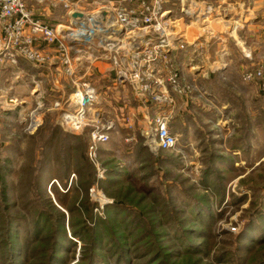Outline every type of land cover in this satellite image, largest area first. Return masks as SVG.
Instances as JSON below:
<instances>
[{
	"label": "rangeland",
	"instance_id": "rangeland-1",
	"mask_svg": "<svg viewBox=\"0 0 264 264\" xmlns=\"http://www.w3.org/2000/svg\"><path fill=\"white\" fill-rule=\"evenodd\" d=\"M254 1L217 2L212 14L187 20L171 7L173 22H188V40L198 34L201 50L192 56L185 48L192 58L185 67L196 64L195 53L204 79L226 67L209 88L232 105L215 121L211 109L198 108L188 134L168 151L157 150L152 110L146 123L123 122L99 144L96 166L88 158L90 124L77 130L64 122L74 110L64 104L71 91L53 84L72 86L59 69L48 77L19 63L22 77L0 68V264H264V101L241 78L260 65L264 38L249 42L229 31L242 21L237 9L248 14ZM257 25L264 31V15ZM87 66L98 96L87 121L102 110L100 122L117 124L137 96L129 85L114 92ZM180 73L184 82L192 75ZM35 107L41 123L27 133Z\"/></svg>",
	"mask_w": 264,
	"mask_h": 264
},
{
	"label": "built area",
	"instance_id": "built-area-1",
	"mask_svg": "<svg viewBox=\"0 0 264 264\" xmlns=\"http://www.w3.org/2000/svg\"><path fill=\"white\" fill-rule=\"evenodd\" d=\"M33 1L43 3L44 0ZM55 1L70 12L77 11L71 0ZM170 1L103 0L102 7L111 13L121 34H100L90 24L76 25L75 31L61 34L58 27L38 20L26 0H0V64L16 65L18 60H23L34 69H59L75 89L64 102L74 109L65 116L64 122L77 130L90 124L88 158L98 166V145L110 139L116 126L113 121L100 122L99 114L87 121L98 96L91 84L77 75L74 64L106 61L115 73L117 85H129L140 101L153 105L150 129L157 150H171L178 143L168 127L176 109L175 97L190 96L193 87L181 79L175 63L187 42L177 30V23L171 20V11L166 9ZM201 16L204 17L200 13L194 18ZM235 28L230 27L229 31ZM241 78L255 84L264 101V56L259 66L245 70ZM40 114V107L29 112L25 132L37 129Z\"/></svg>",
	"mask_w": 264,
	"mask_h": 264
},
{
	"label": "crops",
	"instance_id": "crops-1",
	"mask_svg": "<svg viewBox=\"0 0 264 264\" xmlns=\"http://www.w3.org/2000/svg\"><path fill=\"white\" fill-rule=\"evenodd\" d=\"M73 3L76 4V10L74 12H78L81 13L84 16H88V15H92L96 12H98L100 9H103L102 7V1L103 0H71ZM187 1V6L186 8L183 7V0H171L168 5H166V9H169L171 11V15L174 14L173 10L171 7H179L180 6V12L182 17L186 18L185 20L189 19V18H194V16L203 14L205 15H209L212 14L213 12H215V9L213 7V5L217 2L219 3H226L225 0H215L212 2V0H203L204 2H200L199 0H186ZM242 1V0H241ZM27 5L32 8V10L34 11L35 17L42 21V22H46L49 25H51L52 27H58L59 31L61 32V34H67L69 31L73 32L75 31V26L77 25L76 23L73 22L72 18H71V14L73 12H70L66 9H64L61 5L57 4V2L55 0H44L43 3H38L35 2L33 0H26ZM193 3V5L191 6V4ZM208 6V8L204 7ZM240 6V5H239ZM201 8L204 9L203 12H197L198 9L201 10ZM262 9V2L261 0H256L253 3V6L249 9L248 14H240V9H237V11H239L238 15L239 18H242V21L239 24H236L237 26H235V34L238 35V37H243V39H245V41H252V38L256 40H260L262 38H264V31H262V28L258 27L257 23H258V19H262L263 17V11ZM81 11V12H80ZM241 15V16H240ZM196 18V17H195ZM247 21H250L251 23L248 24ZM176 27L179 29L178 31H181L185 37V41L187 42V48L190 51V53L193 56V52L194 51H198L201 50L198 47V44H196V37H197V33L195 32L191 34V37L188 40L187 34L189 31H187L188 28V22L184 21L183 18H181L180 20L176 21ZM241 24V25H240ZM243 26V27H242ZM260 32V33H259ZM194 34V35H193ZM230 38L232 40H235L233 38V36ZM227 42L229 39L228 38H224ZM219 40V39H218ZM222 43L220 44L221 46L224 47V41H221ZM219 45V47H220ZM223 47H221V49L223 50ZM219 49V48H218ZM220 52V51H218ZM187 53L185 51L180 52L177 56V60L175 61V63L178 65L179 71L181 70V72H183L185 74V72H191L192 75L188 76V80H186L187 83L191 84L193 87V92L190 96L186 97V98H181V97H175L176 100V109L173 113V117L172 119L169 121L168 123V127L170 132L177 138H180L181 140L183 139V137L185 138V135L188 134V130L190 129L187 125H188V120H190V124H192L193 120L196 122L195 118H194V114L197 113L198 108H205V106L209 109L212 110V118L215 121L218 118V113H220L222 110L225 111L227 109H229L232 105L231 101H224V100H220L216 98V96L214 95V86H211L209 88V85L214 84V83H218L221 81V79L223 78V73L226 70V67L223 68L221 75L218 73H214L212 70L208 73L207 78L204 79L203 76H201V73H198V70H201L202 67L201 65L197 64L200 63L199 59L197 58V53H195L194 55V60L196 64H193V62H191V70H197L196 72H194V74L192 73V71H188L187 70V66L186 62L191 61L192 58L191 56L188 57L186 54ZM183 56V57H182ZM180 59V60H179ZM22 63V65H25L27 67H29V71L30 73H38V69H34L29 63L23 61V60H18L16 65H12L9 63H3L0 64V68L2 69V71H9L11 69H17V73H20L18 75L20 76H24L27 75L26 72L22 69H18V64ZM82 65V68H81ZM89 65V63H86V61L81 62L80 63V72H78V74H80V77L84 80H88L87 79V74L88 72L91 70L89 68H87ZM92 67L94 68L93 71H97L98 75L104 76L109 83L112 85V88L114 90V92H118V90L120 88H123L122 85H117L115 82V79L113 78L112 74H106L105 72H109L108 70L111 68L110 64H108L106 61L103 62H96L91 64ZM186 66V67H185ZM39 75L41 73H38ZM181 74V73H180ZM57 76L53 70H50L47 74L48 77H54ZM106 75L108 76V78L106 77ZM182 76V75H181ZM60 79V78H59ZM114 79V80H113ZM65 80V79H64ZM223 80V79H222ZM59 81H61L62 83H59ZM57 81L56 83L53 84V88L55 90H62V93H66V90L71 91V93L75 90L74 87L72 86L71 89L67 88V86H64L63 84H65V82H63L61 79ZM224 81H227L226 79ZM205 82L206 89L204 88V86H202V84ZM92 86V85H91ZM93 87V86H92ZM109 86H107L108 88ZM59 88V89H58ZM205 89V90H203ZM125 93V92H124ZM203 93V96L200 94ZM133 94V93H132ZM259 94V92H258ZM134 96V95H132ZM260 96V94H259ZM124 97L125 94H124ZM229 99V98H226ZM200 102H207L204 105L201 104ZM149 103L146 102H142L139 99H136V97L133 98V101H129V103H126L125 107H124V111H126V115H122L121 120L118 119V123L116 124L115 122V126L116 129L122 126V123H127V125H129L130 127L132 126V128H136L139 124H143L146 123L145 120L147 118V116H149V114L151 115L153 107H151L150 105H148ZM231 104V105H230ZM99 115L101 116V120H102V116L104 115L102 113V110H99ZM124 118V119H123ZM103 121V120H102ZM126 121V122H125ZM187 124V125H186ZM196 124V123H195ZM140 130V129H139ZM113 132V131H112ZM111 132V133H112ZM140 133H144L143 130L140 132H138V134ZM187 141V140H183Z\"/></svg>",
	"mask_w": 264,
	"mask_h": 264
},
{
	"label": "water",
	"instance_id": "water-1",
	"mask_svg": "<svg viewBox=\"0 0 264 264\" xmlns=\"http://www.w3.org/2000/svg\"><path fill=\"white\" fill-rule=\"evenodd\" d=\"M186 6L187 1L183 0V7L186 8ZM71 18L77 25L87 26L90 24L94 31L100 34L122 33V31L119 30L118 25L114 22L111 13L105 8L88 16H84L78 12H73L71 14Z\"/></svg>",
	"mask_w": 264,
	"mask_h": 264
},
{
	"label": "trees",
	"instance_id": "trees-1",
	"mask_svg": "<svg viewBox=\"0 0 264 264\" xmlns=\"http://www.w3.org/2000/svg\"><path fill=\"white\" fill-rule=\"evenodd\" d=\"M4 176L1 174V172H0V185L1 186H4V184H5V180H4V178H3ZM3 189H4V187H3Z\"/></svg>",
	"mask_w": 264,
	"mask_h": 264
}]
</instances>
